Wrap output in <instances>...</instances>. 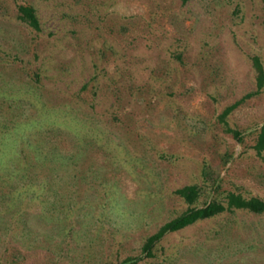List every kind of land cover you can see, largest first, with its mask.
Here are the masks:
<instances>
[{
    "label": "rangeland",
    "instance_id": "obj_1",
    "mask_svg": "<svg viewBox=\"0 0 264 264\" xmlns=\"http://www.w3.org/2000/svg\"><path fill=\"white\" fill-rule=\"evenodd\" d=\"M253 54L264 68V0H0V162L3 147L59 164L31 232L0 206V264H264V211L141 249L187 207L184 184L201 185L198 206L228 189L264 199V82L225 116L241 141L218 116L256 89Z\"/></svg>",
    "mask_w": 264,
    "mask_h": 264
},
{
    "label": "trees",
    "instance_id": "obj_2",
    "mask_svg": "<svg viewBox=\"0 0 264 264\" xmlns=\"http://www.w3.org/2000/svg\"><path fill=\"white\" fill-rule=\"evenodd\" d=\"M183 2L187 0H182ZM17 18L34 29L40 28L39 18L36 14L35 7L32 4L19 3L17 5ZM252 65L256 71V89L248 91L241 97L234 100L232 103L226 105L219 113V119L226 124V130L231 131L232 134L242 140L241 131L237 128H232L227 124L225 116L238 105L247 96H250L260 90L264 82V68L260 57L257 54L250 56ZM7 135V134H6ZM5 141L4 138L2 140ZM253 148L257 153L264 150V122L256 129V136ZM57 150V147H53ZM54 149H50L53 151ZM19 153L23 155L22 159L13 158L14 152L17 149L7 153L3 150L0 162V206L1 211L5 209L12 214V217L17 218L19 234L25 235L31 232V228H27L28 221L35 219L40 215V212H31L30 207L34 198L41 196L44 186L47 184L51 187L52 176L56 175L58 165L54 159L49 157L50 152L30 156L29 149L19 148ZM228 156V154L226 153ZM53 160V161H52ZM49 171V172H48ZM186 201L187 207L178 215L164 221L156 231L150 233L142 244V251L147 254L152 253V246L160 239V237L168 231L180 229L188 224L194 223L198 219L213 216L222 211L233 212L235 209H246L254 213H261L264 211V199L257 195H244L240 190L228 189L222 197L214 195L209 200L204 201L203 205L198 206L196 201L202 193L201 185L197 183H187L175 189ZM39 199V198H38ZM40 200L43 199L40 197ZM14 221V220H13ZM30 230V231H29ZM20 234V235H21ZM15 252H21V248L17 247ZM134 257H127L124 261L133 259Z\"/></svg>",
    "mask_w": 264,
    "mask_h": 264
}]
</instances>
